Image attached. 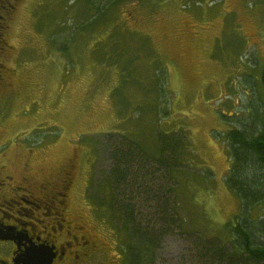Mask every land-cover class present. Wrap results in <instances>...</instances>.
I'll return each mask as SVG.
<instances>
[{
    "label": "rangeland",
    "instance_id": "1",
    "mask_svg": "<svg viewBox=\"0 0 264 264\" xmlns=\"http://www.w3.org/2000/svg\"><path fill=\"white\" fill-rule=\"evenodd\" d=\"M4 5L0 16L13 14L0 63L14 90L0 95V169L15 177L70 168L69 215L104 251L89 264H124L127 233L97 204L110 148L121 134L153 154L160 131H181L169 183L181 226L162 227L149 264L189 262L184 232L225 242L240 202L224 182L229 159L218 136L246 105L245 75L264 61V0H124L95 18L86 0Z\"/></svg>",
    "mask_w": 264,
    "mask_h": 264
},
{
    "label": "trees",
    "instance_id": "2",
    "mask_svg": "<svg viewBox=\"0 0 264 264\" xmlns=\"http://www.w3.org/2000/svg\"><path fill=\"white\" fill-rule=\"evenodd\" d=\"M121 1L124 0H86V3L93 7L90 10L95 18ZM244 80L252 86L251 93L240 92L246 105L228 122L230 128L218 136L229 159L224 182L239 199V211L226 223L225 242L217 237L206 239L182 233L189 246V262L177 260L173 264H264V61L258 75H245ZM219 115L226 122L225 115ZM179 132L183 134L177 138L172 135L175 132L160 131L153 154L137 140L121 134H117L119 141L110 148L112 168L109 184L103 186V192L107 191L103 195L105 203L97 204L115 211L127 233L128 257L124 264L152 263L162 227L168 230L169 226L176 229L181 226L179 211L175 210L179 206L176 191L169 187L185 146L184 132Z\"/></svg>",
    "mask_w": 264,
    "mask_h": 264
},
{
    "label": "flooded vegetation",
    "instance_id": "3",
    "mask_svg": "<svg viewBox=\"0 0 264 264\" xmlns=\"http://www.w3.org/2000/svg\"><path fill=\"white\" fill-rule=\"evenodd\" d=\"M5 1L0 0L2 8ZM2 10L1 23L13 14ZM1 23L0 43L5 45L2 34L8 26ZM9 74L0 63V95L13 93ZM73 184L70 168L49 173L24 168L15 177L0 169V264H18L29 248L46 250L49 264H89L102 256L96 236L69 215Z\"/></svg>",
    "mask_w": 264,
    "mask_h": 264
},
{
    "label": "water",
    "instance_id": "4",
    "mask_svg": "<svg viewBox=\"0 0 264 264\" xmlns=\"http://www.w3.org/2000/svg\"><path fill=\"white\" fill-rule=\"evenodd\" d=\"M50 257L42 248H29L18 261V264H49Z\"/></svg>",
    "mask_w": 264,
    "mask_h": 264
}]
</instances>
